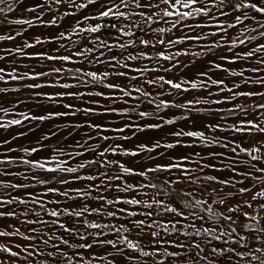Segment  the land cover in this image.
I'll return each instance as SVG.
<instances>
[{
    "label": "snow or ice",
    "instance_id": "6c2138e0",
    "mask_svg": "<svg viewBox=\"0 0 264 264\" xmlns=\"http://www.w3.org/2000/svg\"><path fill=\"white\" fill-rule=\"evenodd\" d=\"M2 29L0 264H264V0H0Z\"/></svg>",
    "mask_w": 264,
    "mask_h": 264
},
{
    "label": "rangeland",
    "instance_id": "374dc122",
    "mask_svg": "<svg viewBox=\"0 0 264 264\" xmlns=\"http://www.w3.org/2000/svg\"><path fill=\"white\" fill-rule=\"evenodd\" d=\"M31 3V0H26V4H30ZM10 15H12L13 17H17V16H21L22 15V12H21V10H17V12H15V13H13V14H10ZM24 15H26V14H24ZM6 31V29H2V30H0V34H3L4 32ZM49 31H52L51 29H46V28H43V27H39V28H30V29H28V31L25 33V35L26 36H28V37H34L35 35H37V34H40V33H45V34H47ZM22 37H18L17 38V41L18 42H21L22 41ZM260 43H264V39H261L260 40ZM11 46H13L12 45V42L11 41H2V42H0V48H6V47H11ZM41 46H37V50L40 48ZM45 49H47V48H49L50 46L49 45H47V44H45L44 46H43ZM241 47H244L245 48V50H249L248 49V46H241ZM240 49L238 48V49H236V51H239ZM0 54H3V53H0ZM182 59H191L190 57L189 58H183L182 57ZM22 63H25V64H36L37 63V61H34V60H32V61H30V60H23V61H21ZM46 63H50V62H46ZM199 63V62H198ZM252 61H248V62H244L243 63V65H241L240 64V62H237V64H235V65H229L230 67H232V68H235L236 70H239V68L241 67V66H243V67H250V66H252ZM71 66V65H70ZM0 67H8V63H7V61H0ZM23 69H21V71H22ZM218 75H220L221 77H224V78H226V79H234V78H231V77H225V74L224 73H218ZM246 75H252L251 73H246ZM27 82V81H26ZM16 82H10V84H15ZM4 86H6V85H4L2 82H0V87H4ZM82 91L84 90V89H81ZM261 91H264V89H260ZM27 91L28 90H24V92L21 94V98H23V94H25V93H27ZM44 91H47V92H53V91H56L55 89H51V88H46V89H44ZM105 91H107V90H105ZM16 94H10V97H13L14 98V96H15ZM185 95H188V94H185ZM85 100H87V99H89V97H85L84 98ZM96 99H99V98H96ZM65 102H68V100H67V98L65 99ZM73 103H75L77 106H80V107H84V106H87V105H85L84 103H82L81 101H79V100H74V101H72ZM31 108V110L33 111V113L34 114H44L42 111H41V108L40 107H37L36 105H34V104H30V105H21V106H19V108L17 109L18 111H23V110H26L27 108ZM42 107L43 108H45V109H48V108H58L59 106H57V105H50V104H48L47 102H44L43 103V105H42ZM212 107H217V106H215V105H213ZM142 108H143V106H142ZM59 110H63V109H59ZM170 112H174V113H177V114H179V111L178 110H176V109H171V110H169ZM82 114H77V117H59V118H57L56 120H54V121H45V122H43V124H40V126L36 129V132H35V135H33V133H29V135H28V137L27 138H25V137H21L20 139H19V141H15V142H13V144L11 145L12 147H18V146H27V145H29V144H35V139L37 138V137H39L40 135H41V132L42 131H49V130H52L53 129V125L54 124H63V123H65V122H68V121H76V120H78V118L81 116ZM109 119H113V120H116V119H118L117 117H105L104 118V120H105V122L107 123V121L109 120ZM134 119H137V120H139L140 118L139 117H134ZM150 119V118H149ZM34 124H36V123H39V122H33ZM177 125L178 126H184L185 125V122L184 121H178L177 122ZM172 126H165V130H164V132H161V130H147V132L146 133H138L137 135L140 137V140L142 141L146 136H153L154 138H158L159 136H163L164 134H165V132L167 131V129H169V128H171ZM25 130H26V128H25ZM10 132H12L13 134L15 133V131H16V129H10L9 130ZM68 131H71V129H65L64 130V132H63V134L66 136L67 135V133H68ZM84 131H87L86 129H81V130H79V132H80V135H76L75 133H74V138L75 139H80L81 138V136L83 135V132ZM129 135H130V133H128ZM7 133H5L3 130H0V137H5V138H7ZM219 135H221V136H224V135H228V136H233V135H236V134H234V133H227V134H225V133H220ZM59 140H60V142L61 143H64V141H63V137H59ZM136 142H138L137 140H136V138L135 137H133V141H132V145H130V146H133ZM50 145H54V144H56L57 143V138H53L50 142H48ZM74 143V139L72 138V137H70L69 139H68V141H67V144H69V145H71V144H73ZM200 149L198 148L197 149V151H199ZM216 151H225L224 149H221V148H216L215 149ZM170 151H176V150H170ZM41 155H43V153H41ZM241 159H247V157L244 155V154H241V157H240ZM123 159H132V158H130V157H124ZM0 167H4V166H2V165H0ZM15 170V169H14ZM20 170H23L22 168L20 169ZM241 170H242V167H241ZM207 171H209V174H213V175H220V176H223V177H228V176H231L232 174L231 173H229V172H224V173H216V172H212L211 170H207ZM237 179H239V177H237ZM251 183H253V181H249V184H251ZM74 186H76V185H74ZM62 199V198H61ZM95 203L96 202H93V204L95 205ZM21 207H23V206H21ZM185 211H187V210H185ZM245 211H248V209H245ZM8 222H11V221H8ZM170 250H172V249H170ZM95 251L96 252H98V253H100L101 252V249H99V248H96L95 249Z\"/></svg>",
    "mask_w": 264,
    "mask_h": 264
}]
</instances>
